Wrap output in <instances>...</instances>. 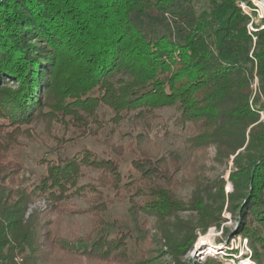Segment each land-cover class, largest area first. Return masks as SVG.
I'll return each instance as SVG.
<instances>
[{
  "label": "trees",
  "instance_id": "1",
  "mask_svg": "<svg viewBox=\"0 0 264 264\" xmlns=\"http://www.w3.org/2000/svg\"><path fill=\"white\" fill-rule=\"evenodd\" d=\"M194 1L0 0V264H166L163 253L178 263L196 238L193 224L168 220L194 212L203 230L219 220L198 179L209 147L218 161L234 156L227 209L238 214L254 263L264 264V103L251 89L255 73L264 97V28L252 33L250 57L249 17L236 5L250 1L204 0L209 9ZM168 108L189 124L187 202L175 195L179 156L156 142L161 130L168 134L158 115ZM102 133L105 155L62 154ZM22 142L53 155L39 159L45 173L27 185L19 178ZM85 170L96 173L93 181L80 182ZM217 192L223 200L222 185ZM72 198L86 208L71 210ZM124 198L134 219H155L167 251L153 235L131 255L130 230L113 222L115 235L104 233L101 215ZM37 200L46 208L24 217ZM63 212L89 214L81 238L88 246L63 244Z\"/></svg>",
  "mask_w": 264,
  "mask_h": 264
},
{
  "label": "rangeland",
  "instance_id": "2",
  "mask_svg": "<svg viewBox=\"0 0 264 264\" xmlns=\"http://www.w3.org/2000/svg\"><path fill=\"white\" fill-rule=\"evenodd\" d=\"M252 7L242 1L236 3L237 7L249 17V21L246 24L247 33L252 37V46L249 50V56L254 50L255 37L252 33L264 28L262 20L264 19V0H249ZM194 4L209 9V6L204 0H195ZM166 22L170 24L169 18L166 17ZM159 26V25H158ZM171 26V24H170ZM255 63V60H254ZM251 82V89L253 91L254 99L258 98L264 103V97L259 94V79L255 73ZM252 97V98H253ZM159 120L166 125L167 135H163L164 130L159 133V138L156 140L160 144L163 153L173 152L179 156V170L175 174V178L179 181L175 195L176 197L187 202L194 192V186L187 180L185 168L189 162V147L184 141L187 134L186 124L184 128L180 123V117L178 113L174 112L173 108L164 109L158 112ZM261 120H264V111L260 113ZM126 129L131 128L130 123H125ZM103 133L99 138L87 137L78 139L74 144L66 147V150L62 152L63 155L71 156L82 148L91 149L97 154L105 155L104 147L102 145ZM19 163L22 166V170L19 174L20 181L23 185L31 184L39 180L40 176L45 173L44 165L39 163L41 158H51L53 155L47 151L46 148L38 144H29L22 142L20 149ZM234 156L229 157L226 160L218 161L215 159L214 147H209L207 150V156L204 160V168L199 174V181L201 184L202 197L207 205H211L216 210V215L219 220L213 223L211 226L203 230L198 223V215L194 212H181L169 219L171 224L177 222H191L193 224L192 235L194 241L192 246L178 258V263L172 259L168 253H163V259L166 264H256L252 259V248L249 245V241L246 237L237 233L239 226L238 214H232L227 209V195L233 191L231 180H229V174L232 168V160ZM129 157H126L120 163V169L125 174L129 168ZM96 173L85 170L84 176L80 182H90L95 178ZM222 181V184H221ZM222 185L224 199L218 197V188ZM204 189L211 191L210 196L203 192ZM104 193L108 197H112V192L105 190ZM63 203V202H62ZM67 206L71 207L74 211L86 208V204L79 199L72 198ZM46 203L44 200H37L33 204L28 205L26 215L33 210H44ZM53 217V216H51ZM105 224L103 227L104 233L110 237L114 236L118 228L113 227L112 223L122 227L123 230H130L132 237L128 239L129 254L138 255L140 248L143 246L142 239L144 236L150 238L153 235H157L161 238L160 248L162 251H167V247L164 245V240L156 227L155 219L150 218L147 225L142 222L145 218L143 214H139L138 219L132 217L129 209V204L126 198L122 200L114 199L113 203L109 206L106 213L101 215ZM60 226L62 228L61 236L66 240L63 244L72 249H81L89 244L81 242V238L85 237L91 230V221L88 213L82 214L79 212H63L61 215ZM173 227L171 231L176 232ZM78 236L76 240L74 237ZM96 236V233L93 234ZM136 241H141L140 244H136Z\"/></svg>",
  "mask_w": 264,
  "mask_h": 264
}]
</instances>
